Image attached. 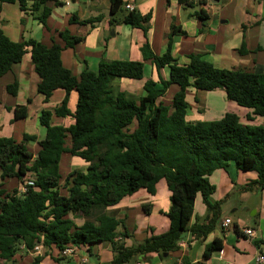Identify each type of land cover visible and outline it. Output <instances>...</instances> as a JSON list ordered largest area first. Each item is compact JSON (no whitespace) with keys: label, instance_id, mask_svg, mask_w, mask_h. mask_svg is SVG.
Wrapping results in <instances>:
<instances>
[{"label":"trees","instance_id":"trees-1","mask_svg":"<svg viewBox=\"0 0 264 264\" xmlns=\"http://www.w3.org/2000/svg\"><path fill=\"white\" fill-rule=\"evenodd\" d=\"M199 2L206 4V0ZM2 3H18L25 14L45 27L54 8L63 4L58 0H0V11ZM127 4V0H110V23L143 30L147 39L141 47L143 60L102 58L97 71L86 68L79 76L64 65L62 52L75 48L84 37L65 28L58 32L63 44L53 38V44L46 45L34 39L14 41L0 28V78L30 52L44 102L48 103L58 89L65 91L59 105L41 111L44 138L27 132L21 140L0 136V264H21L16 256L36 251L37 245L49 255V250L62 252L72 246L86 247L90 252L93 245L106 242L114 259L103 264H125L135 255L151 252L163 256L178 248L186 232L201 238L216 228V212L206 222L190 226L198 194L210 209L219 206V202L212 203L216 187L209 179L216 170L226 169L233 162L240 172L257 173V180L244 189H264V123H244L232 112L213 121L187 118L190 88L223 89L228 100L264 118V74L219 68L201 53L190 54L188 62L181 63L173 54L176 25L168 34L167 50L157 54L149 41L152 11H130ZM197 15L202 16L201 12ZM100 20V16L80 19L73 13L69 23L93 27ZM245 51L240 49L242 54ZM145 61H151L157 76L145 81V94L137 99L125 90H116L117 80L143 79ZM165 67L169 70L167 79L162 73ZM172 85L179 88L167 102L165 96ZM18 89L17 79L7 86L12 95H17ZM74 91L78 97L75 112H71L69 102ZM7 109L13 110V123L28 117L27 105ZM68 117L73 119L69 126L54 122ZM31 142L39 146L36 154L29 147ZM64 154L81 158L87 167L71 171L62 183ZM10 179L18 180L22 188H5V181ZM162 179L171 192L169 230L126 247L117 237H127L128 233L118 232L122 221L108 212V207L141 188L155 194ZM78 216L85 219L82 225L75 221ZM222 248V241L215 239L206 246L204 257ZM43 259L36 255L28 264H42ZM62 259L54 257L56 261Z\"/></svg>","mask_w":264,"mask_h":264},{"label":"crops","instance_id":"crops-1","mask_svg":"<svg viewBox=\"0 0 264 264\" xmlns=\"http://www.w3.org/2000/svg\"><path fill=\"white\" fill-rule=\"evenodd\" d=\"M58 1L63 4L54 8L48 20V27L42 25L33 16L25 14L18 3H2L0 28L14 41H21L23 38L34 39L46 45H52L53 38L59 44H63L58 32L65 28L84 37V40L75 48L62 52L64 65L76 76H79L86 68L97 71L102 58L143 60L141 47L147 40L143 30L125 23L111 26L110 0ZM127 1L142 14L152 11L149 41L157 54H163L167 50L168 34L172 26L176 25L175 31L178 32L172 38L173 54L181 63L188 62V55L201 53L205 59L219 68L244 69L264 74V0H206V4H201L200 0H186V2H182L184 0H138L136 3L134 0ZM159 6L160 12L157 14L156 8ZM103 9L108 10L107 16L104 12L101 13ZM198 12H201L203 17L197 15ZM73 13H76L80 19L100 16L102 20L95 22L93 27L90 24H70L69 19ZM109 31L113 34H109ZM181 31H185L186 34H182ZM240 49L243 51L245 49V53L242 54ZM147 69L149 75L146 74ZM162 73L164 78L169 77L167 67L163 68ZM150 78L156 80V72L151 61H145L144 78L138 81L132 80L128 85L140 84L142 90L140 96H142L145 94L143 85ZM15 79L19 82V89L17 95H12L8 92L7 86ZM39 81L30 52L25 55L21 63L14 65L12 71L0 78V110L9 113L11 126H16L19 121L12 122L13 110L10 111L7 107L14 109L17 105H27V118L33 115L35 123L41 126L39 116L42 109H53L59 104L54 106L51 104L56 93L48 103L44 102V96L37 89ZM119 82L121 83L122 80ZM178 88L177 85L169 88V90L172 89L171 97ZM169 90L166 96L171 92ZM2 91L7 96L17 97L18 100L6 102L2 98ZM57 94L63 100L65 91ZM195 96L198 97V102L195 101ZM77 97L75 91L70 95L71 112H75ZM190 97L194 101H191ZM29 99H31L30 103H28ZM187 100L190 103L187 118L192 121L218 120L225 113L232 112L239 115L244 123L258 125L264 123V118L253 115L252 109L241 107L228 100L223 89L206 93L203 90L196 91L190 88ZM217 100H221V103ZM37 103L39 106H36ZM35 106L37 108L34 109ZM58 123L69 126L73 123V119L71 117L59 119ZM0 130H6L2 123H0ZM24 133L21 131L18 135L14 130L11 136L21 140ZM45 134L46 130L45 132L41 130L36 135L42 139ZM0 136L4 135L0 134ZM257 177L256 172H240L233 162L226 169L216 170L209 179L216 187L211 196L212 203L219 202V206L215 210L210 209L202 195L198 194L190 220V226L196 223L202 224L216 212L218 215L216 228L201 238H195L188 231L178 243L176 250L163 256L157 252L138 254L125 264H264L258 261L260 255L264 256V189L257 186L244 189L245 185L256 181ZM18 187H21V183ZM170 196L171 192L167 183L162 179L156 185L155 194L141 188L134 194L124 197L117 205L108 207V212L122 221L118 232L128 233L127 237L118 236L117 240L124 242L126 247H132L143 243L152 235L166 233L170 228V219L167 215L171 207ZM145 207L149 209V212H146ZM228 217L233 223L227 229H223L222 222ZM75 221L78 225H82L85 219L78 216ZM245 227L254 229L255 236L246 235L242 231ZM215 239L222 241L223 248L208 258L204 257L206 246ZM73 247L77 249L74 256H64L57 249L49 250V255H46V249L42 247L38 251L27 253L25 263L19 259L21 253L16 256V259L21 264L30 263L36 255L44 256L42 264H64V262L103 264L114 259L112 247L106 242L93 245L90 252L86 247ZM54 257L67 259L62 262V260H54Z\"/></svg>","mask_w":264,"mask_h":264},{"label":"rangeland","instance_id":"rangeland-1","mask_svg":"<svg viewBox=\"0 0 264 264\" xmlns=\"http://www.w3.org/2000/svg\"><path fill=\"white\" fill-rule=\"evenodd\" d=\"M106 1V0H103ZM189 8V7H188ZM193 10V9H192ZM157 14H159L160 12V6L158 8H156ZM105 13L106 16L108 14V10L106 11V9H103L101 13ZM161 15V13H160ZM113 34L112 31H109V34ZM146 74L149 75V70H146ZM118 82H116L115 86H116V90L118 89H123V90H128L126 91L128 93V95L134 97V98H139L141 95V87L140 84H131L128 85L129 82H131L132 80L129 79H123L122 82L120 83L119 80H117ZM134 81V80H133ZM138 81V80H135ZM123 83V84H122ZM64 91L63 89H58L55 93V96L52 99L51 104L54 106L56 104H60V100H62L61 96L58 95L57 93ZM169 91H171L166 97V101L170 102L172 97V89H170ZM206 93H213V91H206ZM2 98L6 101V102H16L18 100L17 97L13 98V96H7L4 94V92L2 91ZM191 101H194L193 98L190 97ZM219 101V100H217ZM221 103V100L219 101ZM58 104V105H59ZM36 106H39L38 103L36 104ZM34 107L37 108V107ZM6 112L5 110H0V123L4 124L6 127L5 131H1L0 130V134H3L4 136H11V134L14 132V130H16V134H20L21 131L23 132H27V133H36L38 134L41 130L43 132H45V128H43L42 126H39L37 123H35V117L32 115L31 117L27 118L26 120L23 121H19L16 123V126H11L10 125V118H9V113ZM13 113V112H12ZM11 113V114H12ZM10 114V115H11ZM14 115V113H13ZM59 119H56L55 122L58 123ZM15 135V134H14ZM17 138V137H16ZM38 144L37 143H31L30 144V149L31 151L36 154L38 151ZM87 167V163L82 160L79 157L76 156H72L70 154H64L62 157V161H61V172L63 175L62 178V183H64L65 177L73 170H85V168ZM243 173V172H242ZM29 179V177L27 178V180ZM19 182L16 179H10L6 181V185L5 187L8 188L9 190L17 188L19 186ZM22 188V186L20 187ZM19 259L21 262L25 263L26 261V255L27 253L21 252V254H19ZM67 258H63V261H66ZM47 261H51V260H47ZM64 264H67L66 262H64Z\"/></svg>","mask_w":264,"mask_h":264},{"label":"built area","instance_id":"built-area-1","mask_svg":"<svg viewBox=\"0 0 264 264\" xmlns=\"http://www.w3.org/2000/svg\"><path fill=\"white\" fill-rule=\"evenodd\" d=\"M211 1H213V0H211ZM126 8L129 9L130 11H132V10L135 9V6H134L133 4H131V3H128V4L126 5ZM232 223H233L232 219L228 217V218H226V219L222 222V225H221V226H222L223 229H227L229 226L232 225ZM242 229H243L242 231H243L246 235H248V236H250V237H254L255 234H256V231H255L254 229H252V228L245 227V228H242ZM42 247H43L42 245H37L35 249H36V251H38V250H40ZM76 252H77V249L74 248V247L72 246V247H68V248H66L65 250H63V251L61 252V254L64 255V256H67V255L74 256V255L76 254ZM258 261H259V263L264 262V256L260 255V256L258 257Z\"/></svg>","mask_w":264,"mask_h":264}]
</instances>
